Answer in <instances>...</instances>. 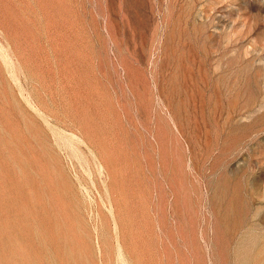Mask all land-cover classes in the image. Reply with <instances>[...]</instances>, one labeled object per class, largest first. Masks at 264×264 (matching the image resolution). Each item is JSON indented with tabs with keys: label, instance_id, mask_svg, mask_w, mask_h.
<instances>
[{
	"label": "rangeland",
	"instance_id": "374dc122",
	"mask_svg": "<svg viewBox=\"0 0 264 264\" xmlns=\"http://www.w3.org/2000/svg\"><path fill=\"white\" fill-rule=\"evenodd\" d=\"M0 264H264V0H0Z\"/></svg>",
	"mask_w": 264,
	"mask_h": 264
},
{
	"label": "bare ground",
	"instance_id": "6f19581e",
	"mask_svg": "<svg viewBox=\"0 0 264 264\" xmlns=\"http://www.w3.org/2000/svg\"><path fill=\"white\" fill-rule=\"evenodd\" d=\"M59 224V223H58ZM57 233H58V231H57Z\"/></svg>",
	"mask_w": 264,
	"mask_h": 264
}]
</instances>
